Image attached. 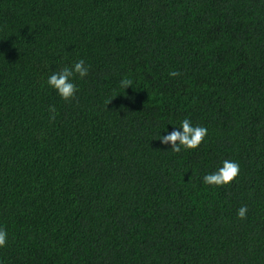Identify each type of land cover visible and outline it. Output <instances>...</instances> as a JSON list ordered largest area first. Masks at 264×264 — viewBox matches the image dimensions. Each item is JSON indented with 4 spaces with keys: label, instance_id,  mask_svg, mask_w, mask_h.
<instances>
[{
    "label": "trees",
    "instance_id": "trees-1",
    "mask_svg": "<svg viewBox=\"0 0 264 264\" xmlns=\"http://www.w3.org/2000/svg\"><path fill=\"white\" fill-rule=\"evenodd\" d=\"M0 227V264H264V0H0Z\"/></svg>",
    "mask_w": 264,
    "mask_h": 264
},
{
    "label": "clouds",
    "instance_id": "clouds-1",
    "mask_svg": "<svg viewBox=\"0 0 264 264\" xmlns=\"http://www.w3.org/2000/svg\"><path fill=\"white\" fill-rule=\"evenodd\" d=\"M89 65L84 59H79L65 66L58 72H52L47 76L46 84L50 89H53L56 94L63 100L67 101L75 97L78 87L75 83V78H84L89 73ZM179 72L171 71L169 76H178ZM124 89L131 86L130 80H122ZM110 101V100H109ZM108 101V102H109ZM50 111L55 112V107L50 106ZM164 130L161 132V130ZM157 137L161 144L170 145L173 152H181L182 150H190L197 148L207 135V128L201 125H193L192 122L185 118L180 121L179 126L174 127L170 132L166 127L162 128ZM240 171V165L237 161L224 159L220 162L215 171L208 172L203 175L202 182L211 186H225L230 184ZM247 206L242 205L237 210V216L241 219L246 217ZM8 243V232L3 227H0V248H4Z\"/></svg>",
    "mask_w": 264,
    "mask_h": 264
}]
</instances>
